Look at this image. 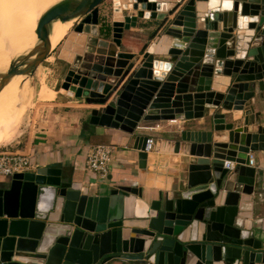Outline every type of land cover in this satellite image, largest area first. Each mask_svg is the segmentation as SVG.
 Returning a JSON list of instances; mask_svg holds the SVG:
<instances>
[{
    "label": "water",
    "instance_id": "95a60500",
    "mask_svg": "<svg viewBox=\"0 0 264 264\" xmlns=\"http://www.w3.org/2000/svg\"><path fill=\"white\" fill-rule=\"evenodd\" d=\"M106 1L62 0L46 11L37 46L0 75V93L14 76L34 78L53 52L54 25L74 21L58 59L63 89L99 108L84 130L134 135L142 121L205 118L211 129L182 133L176 153L188 145L187 155L152 201L139 185L95 196L58 167L14 174L0 188V264H264L240 216L259 182L264 190V173L249 166L264 151V0H110L102 15ZM139 20L159 25L129 47L135 53L124 37L140 32ZM223 76L233 85L213 91ZM149 138L135 140L143 173Z\"/></svg>",
    "mask_w": 264,
    "mask_h": 264
},
{
    "label": "crops",
    "instance_id": "0c3cea01",
    "mask_svg": "<svg viewBox=\"0 0 264 264\" xmlns=\"http://www.w3.org/2000/svg\"><path fill=\"white\" fill-rule=\"evenodd\" d=\"M110 3V0L106 1V4L101 6V9L105 6L107 7ZM174 19L175 17L170 18V21ZM102 22L103 20H101ZM158 25L159 23L155 21L139 20L138 27L140 32L127 31L125 33L124 38L131 41L128 44L125 43L127 46H125L126 50L131 51L132 49L129 47L138 49L144 45L149 35ZM133 39L135 43H133ZM51 59L56 60L58 57L54 58V56H51L46 61L50 62ZM36 75H38V72H36ZM62 82L63 79L60 81L61 89L56 91L55 100L49 103L51 106H48L49 110L53 108L58 113L56 118L60 119V122H58L56 127L50 125V129L45 128L44 131L41 129L32 134L30 149L28 148L26 153L31 156V167L28 170L50 166L62 168L64 176L72 178L74 182L83 183L85 186L91 187L92 194L95 196H105L108 194L109 189L117 185H139L145 189L148 201H152L155 198L156 191L166 189L167 177L169 174H172V176L176 174L175 166L181 162L185 157L184 155H187L185 150L188 151V149L185 146L187 147L188 145L184 147L181 145V153H176L175 144L180 142L182 133L208 131L211 129V123L209 124L208 118H205L192 121H142L140 128L134 135L120 129L105 127H90L89 130H84V124L89 121L92 110L99 108L89 106L84 99L75 98L63 89ZM232 85L233 79L223 76L215 78L212 90L227 93ZM257 85H259V82H257ZM257 110H262L264 117V103L260 104ZM221 111L218 110L217 112ZM243 115L241 114L240 117L242 118ZM17 126H14V128L3 135L4 141L0 143L1 145L9 144L17 137ZM139 135H145L154 140L153 150L150 152L145 173L140 168L139 152L134 149L136 137ZM170 142L174 143L172 150ZM18 143L20 144L21 141ZM98 145L114 147L111 158L110 179H108L109 176L103 179L100 174L94 173L87 168L88 157L93 147ZM252 154L256 159V167L254 168L259 173H264V151ZM231 165L236 167L237 164L232 163ZM10 178L0 175V188L7 187L8 183L6 182ZM91 184L94 185L91 186ZM242 208L243 211L240 216L244 218L245 229L252 232L255 239L253 243L264 249V190L262 182L258 183L252 196L245 197ZM131 223L133 226H141L143 224V222L139 221ZM109 264L135 263L116 260Z\"/></svg>",
    "mask_w": 264,
    "mask_h": 264
},
{
    "label": "rangeland",
    "instance_id": "374dc122",
    "mask_svg": "<svg viewBox=\"0 0 264 264\" xmlns=\"http://www.w3.org/2000/svg\"><path fill=\"white\" fill-rule=\"evenodd\" d=\"M60 1L62 0H0V12L6 20L4 24L7 27V32H12V35L16 36L15 34L20 32L18 29L36 28L41 16ZM105 9H102V15L105 14ZM14 30L15 32H13ZM61 47L62 44L52 52L50 57L57 58ZM16 59L18 58L9 55L2 59L0 61V69L2 70L0 75L6 74L11 63ZM37 72L38 75L35 74L34 78L14 76L10 79L11 81L9 80L10 83L21 82L19 83L22 84L21 87L23 86L21 94L6 90H2L0 93V113L5 114L10 119L12 128L18 124L17 137L9 144H0V152L26 154L27 149H30L31 137L34 132L41 129L44 131L45 128L50 129V125L56 127L60 122V119L56 118L58 113L53 108V110H49L48 106H51L49 103L55 100L56 91L61 89L60 81L63 79L64 82L65 80L67 66L58 59H51L50 62L45 61ZM3 130L5 128L0 127V134ZM19 141H21L20 144Z\"/></svg>",
    "mask_w": 264,
    "mask_h": 264
},
{
    "label": "bare ground",
    "instance_id": "6f19581e",
    "mask_svg": "<svg viewBox=\"0 0 264 264\" xmlns=\"http://www.w3.org/2000/svg\"><path fill=\"white\" fill-rule=\"evenodd\" d=\"M188 15H183L182 17L188 19ZM4 22H6V20H4V15L0 12V61L8 55L13 58H20L35 49L39 42L38 35L36 33L38 25L36 26V28L29 27L31 28L29 29L28 27H24V29L22 30L18 29L20 32L16 33V36H14L12 35V32H7V27L5 26ZM73 25L74 21L65 24L62 22H57L54 25L53 34L51 37L53 52L62 44L63 40L65 39L69 31L72 29ZM18 30L16 31L18 32ZM13 32H15V30ZM0 71L2 70L0 69ZM19 83H10L8 81L3 91L6 90L12 93L14 92L15 94H21L23 91V86L21 87L22 84ZM17 102L20 103L18 100ZM0 127L5 128V130H3L0 134L1 143L4 141L3 135H5L8 131L12 129L10 119L3 113H0Z\"/></svg>",
    "mask_w": 264,
    "mask_h": 264
},
{
    "label": "built area",
    "instance_id": "2783aa9c",
    "mask_svg": "<svg viewBox=\"0 0 264 264\" xmlns=\"http://www.w3.org/2000/svg\"><path fill=\"white\" fill-rule=\"evenodd\" d=\"M154 140L150 138L146 151L150 153L153 150ZM114 151L113 146L98 145L93 147L87 161V168L97 174H100L103 179H106L110 174L111 158ZM250 167H256V159L250 155ZM31 167V156L27 154H11L0 152V175L12 177L16 173L27 171ZM228 169L234 170V166L227 165Z\"/></svg>",
    "mask_w": 264,
    "mask_h": 264
}]
</instances>
